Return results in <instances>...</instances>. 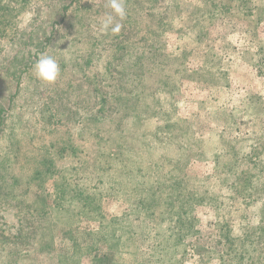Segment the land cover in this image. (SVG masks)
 <instances>
[{"label": "rangeland", "instance_id": "1", "mask_svg": "<svg viewBox=\"0 0 264 264\" xmlns=\"http://www.w3.org/2000/svg\"><path fill=\"white\" fill-rule=\"evenodd\" d=\"M163 1L160 15L150 18L141 14L146 0L138 10L134 0L128 9L139 13V26H129L127 14L121 31L112 34L99 31L105 13L96 14L110 12L108 0H78L46 53L61 69L54 83L40 81L32 70L10 103L15 85L0 77V103L11 108L0 135V264H218L207 257L223 255L225 223L238 236L252 233L264 219L263 191L243 204L227 186L239 178L222 168L236 159L218 152L223 160L216 169L212 139L208 146L197 144V137L221 133L239 151L257 145L237 167L258 180L253 186H264V0H166L164 7ZM48 10L43 7L39 16H49ZM84 17L95 21L85 27ZM8 20L30 16L24 9ZM5 23L0 52L7 41ZM99 100H108L107 114L116 123L96 122ZM68 141L72 156L52 153V145ZM198 150L211 151L201 156ZM50 157L52 165L39 167ZM38 170L46 172L37 178ZM213 170L219 172L215 178ZM64 181L91 197L89 206L74 210L81 213L80 227L57 210L39 223L31 209L52 211ZM114 189L122 197L110 200ZM172 203L185 217L193 214L192 224L167 231L169 224L160 221H174L178 211L166 210ZM93 216L99 220L91 223ZM44 225L48 244L37 240ZM101 228L117 237L105 241ZM74 243L82 250L70 262ZM112 246L116 253L102 260Z\"/></svg>", "mask_w": 264, "mask_h": 264}, {"label": "trees", "instance_id": "2", "mask_svg": "<svg viewBox=\"0 0 264 264\" xmlns=\"http://www.w3.org/2000/svg\"><path fill=\"white\" fill-rule=\"evenodd\" d=\"M77 1L78 0H33L32 2V0H5L3 6L0 7V25L5 23L7 16H12L13 14H16V12L19 10L26 9L27 15L30 16V20L25 21V22H21V21L17 22V20L12 22L11 20H8L5 23L7 27L6 34H5L7 41L4 42V45L0 52V77H4L10 80L15 85L13 87V92L11 93L9 97L10 103H13L14 97H16L21 92L23 85L25 84L29 75L31 74V71L33 70V65L36 63L37 59L39 58V55L41 53H47L48 49L52 46L53 41L55 40V37L57 36L59 26L61 27L63 23L67 20L70 9L76 4ZM133 1L134 0L126 1L127 14L129 17L127 22L129 26L135 28V26L136 27L139 26L138 18L140 15L134 10L128 9L129 4ZM135 1L138 2L137 3L138 5L141 4L139 7H136L137 10L143 8L144 0H135ZM160 1L161 0H146L147 4H149L148 9L146 10L143 9L141 14H144L146 12L145 14H147V17H150V18H151V15L152 17L154 16V13L155 15L156 14L160 15V13H158L160 10L158 9L160 7L159 6ZM165 4H166V0L163 1V7L167 6ZM43 7H47L49 9L48 10L50 11L49 16H44V17L39 16L42 12ZM163 9L165 10V13L167 14L168 7L167 8L165 7ZM92 11L94 12L95 10H92ZM103 13H106V12L104 10L96 11L97 15H102ZM35 17L37 18L34 20ZM86 18L87 19L85 20V17H84L85 27L89 26L90 24H88V22L94 19V18L91 19L88 17ZM152 23L154 24V22ZM94 46H97V45H94ZM91 58H92L91 56L88 57V59L84 61L83 63L87 64L88 60H90ZM86 64L79 63V66L83 68L86 66ZM86 92H89V90H87ZM97 103L101 107L99 109L100 111L96 112V115L98 114H102V115H100V117L96 119V122L104 123V122H107V119L109 118V120L116 123V120L114 117L110 118L112 116V112L107 114V108L109 109L108 100L107 101L103 100L102 102L101 100H99V102ZM10 111H11V108L7 109L2 103H0V135L3 134L4 129L7 125L8 118L10 117V114H11ZM105 113L107 115H105ZM190 136L196 137L195 134L190 135ZM197 139L198 141L197 140L196 141L200 148L201 146L205 147V146L210 145L209 141H211L212 139L213 144H214V149L212 150V153H213L212 160L216 165V169L220 168L219 164L223 160L217 156L218 152H221V154L225 156H231L232 158H235L236 161L238 162L240 159H246L250 157V155L255 150L257 151L258 149L257 145H250L251 146L250 149H247L245 151L243 150L239 151L236 149L235 141L225 140L226 137L224 136V134H221V133H217V135H211V137H209V135L203 136L202 138L197 137ZM110 140L113 141L112 142V145H113L114 140L109 138L108 141ZM69 143L70 141L64 144H61L59 142L58 144L52 145V149H53L52 153L61 154L62 152H66L70 156H72L73 149L71 145H69ZM172 143H176V142L171 141V144ZM123 144H122V141H120L118 146L121 148L124 146ZM231 144L232 145L234 144V145L229 150H227L229 145ZM55 146H58L59 149H56V148L54 149ZM131 146H132V143H131ZM231 150H235V153H233ZM210 151L211 150L209 151L198 150L199 152L198 154H200L201 156L203 155L205 156L207 155V152L210 153ZM52 161H53V157L44 158L43 160H40L38 162V165L39 167H41L43 162L51 164ZM118 162L122 164L127 161L124 162L123 160L119 159ZM188 162L189 161H186V165L188 164ZM237 162L229 163V165H224L222 169H225L226 175L230 177L233 174H236V176H238L239 178L238 183L231 182V183H228L227 186L228 188H230V191H232L233 193L235 192V194L233 195L237 194V196L239 197V199L242 201L243 204H248L250 203V200H251L250 199L251 194H255L256 192L259 193L262 191L264 192V186L262 185L258 187L253 186V185H256L255 182L258 180L255 181L252 179L251 181V177L253 175H249L248 173H244L243 171L238 172ZM248 164H249L248 162L245 163V165H248ZM176 168L178 167L176 166ZM172 169H175V167ZM45 172L46 170H38L34 174L37 178H40V176L44 174ZM260 173H263L264 175V172H260ZM34 174H32V176ZM217 175H219V172L217 170H213V174L211 175V178H215ZM63 183H64V186H63L64 188L63 190L58 192V197L56 201L54 202L52 201L53 203L52 202L50 203V204H53L54 206L52 211L49 212L42 207H39V208L36 207L34 208V210L31 209L30 213L38 215L40 217L39 223L41 222L45 223L43 219L45 218L48 219L51 216L52 212L57 210L58 214L62 212V214H66L68 216V218L71 220L69 221V223H71L75 219L78 222L77 227H80L79 220L81 219L79 217L81 213L80 211H74V210H78V208H81V207L86 208L87 206H89V204H91L90 202H92L91 197L90 195L86 193V189H83V187H80V186L77 187L78 184L72 187L71 184H67L65 181ZM261 184L264 185V182ZM67 186L69 190H67L68 189ZM119 186L121 187V185ZM115 191H116L115 193H109L110 195L108 196V199L112 200L117 196L122 197L120 189L118 190L116 189ZM73 201L75 202L74 206L77 209L71 208ZM42 202L45 206L48 207V205H46V201L43 198H42ZM155 204L156 205L153 207L154 211H156L159 208L160 203H155ZM176 204L177 203H172L168 205L166 209V210L170 209L173 211L174 210L178 211L177 216L174 219V221H172V218L170 216L168 217V219H162L160 221V222H165L167 225L169 224L167 231L175 230V227L176 229H178L177 226L179 225L185 226L187 224H192L194 220V217H192L193 214H191L190 212L185 213L187 217L182 215L180 210L176 209V206H175ZM141 205H142V202H140L137 205V207L141 209L140 208ZM186 207H187L186 209L187 211H190V209L193 208L192 204H190L189 202L185 204L184 208ZM90 220H91V223H93V221L99 220V218L93 216L91 217ZM41 226H43V224H41ZM38 228H39V225L38 227L34 228V230ZM41 228L43 231L37 234V237H38L37 240L45 244L51 243L52 240H46L47 239L46 235L50 233L49 227H47L46 231H45L46 225H44V227H41ZM100 230H101L100 236H102L100 238H103L105 241L113 240L117 237V235L114 234L113 232L106 233L107 228H101ZM221 230H223L221 233V238L224 240V244H226L222 251L223 255L221 254L219 256L212 255L210 257H207V260L214 259V261L218 262V264H242V262H244L243 264H260V263L263 264L264 263V219H262L260 221V224H258L255 228L250 230V232L252 233L247 232V233L237 236L233 233L228 223H225L222 226ZM93 231H92L93 237L94 239H97L99 237V233L98 232L95 233L96 231L94 232ZM18 234L21 235L22 237H25L26 235H28V231L25 230L24 232V230H19ZM19 235L16 239H20ZM174 235H177V231L175 232ZM29 237L30 236L26 237L25 243L28 242ZM256 242L259 244L257 245V247H255ZM73 246H74L73 247L74 254L71 258L68 259L70 262L72 261L73 257H78L79 251L82 250L81 245H77L74 243ZM86 248L89 249V247H86ZM107 250H108L107 253H104L101 256L102 260L107 259L108 255L116 253L114 251L116 250V247H113V246L108 247ZM169 254H172V251H169ZM6 264H13V263L8 261ZM107 264H117V263H114V261L111 260V262Z\"/></svg>", "mask_w": 264, "mask_h": 264}, {"label": "clouds", "instance_id": "3", "mask_svg": "<svg viewBox=\"0 0 264 264\" xmlns=\"http://www.w3.org/2000/svg\"><path fill=\"white\" fill-rule=\"evenodd\" d=\"M110 12L105 13L100 20L98 28L102 33L118 34L123 28V21L127 18L126 0H108ZM36 77L44 83H54L60 76V66L56 58L41 53L33 65Z\"/></svg>", "mask_w": 264, "mask_h": 264}]
</instances>
